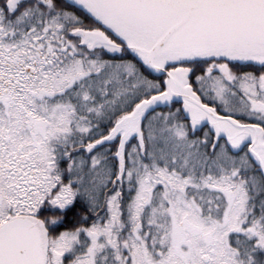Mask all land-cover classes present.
<instances>
[{
	"label": "snow or ice",
	"instance_id": "1",
	"mask_svg": "<svg viewBox=\"0 0 264 264\" xmlns=\"http://www.w3.org/2000/svg\"><path fill=\"white\" fill-rule=\"evenodd\" d=\"M0 264H264V0H0Z\"/></svg>",
	"mask_w": 264,
	"mask_h": 264
}]
</instances>
